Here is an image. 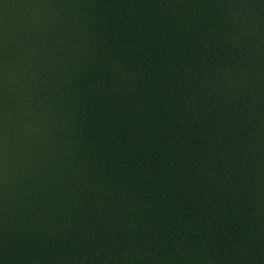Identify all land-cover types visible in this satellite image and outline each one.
I'll use <instances>...</instances> for the list:
<instances>
[{
    "label": "trees",
    "instance_id": "16d2710c",
    "mask_svg": "<svg viewBox=\"0 0 264 264\" xmlns=\"http://www.w3.org/2000/svg\"><path fill=\"white\" fill-rule=\"evenodd\" d=\"M0 264H264V0H0Z\"/></svg>",
    "mask_w": 264,
    "mask_h": 264
}]
</instances>
